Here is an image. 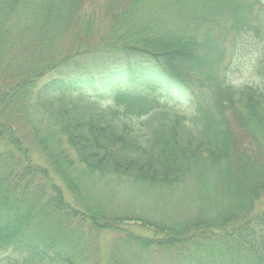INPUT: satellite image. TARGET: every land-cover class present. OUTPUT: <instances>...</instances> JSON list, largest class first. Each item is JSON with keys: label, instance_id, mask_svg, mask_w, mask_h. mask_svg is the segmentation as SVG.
Masks as SVG:
<instances>
[{"label": "trees", "instance_id": "trees-1", "mask_svg": "<svg viewBox=\"0 0 264 264\" xmlns=\"http://www.w3.org/2000/svg\"><path fill=\"white\" fill-rule=\"evenodd\" d=\"M263 198L264 0H0V264H264Z\"/></svg>", "mask_w": 264, "mask_h": 264}, {"label": "rangeland", "instance_id": "rangeland-1", "mask_svg": "<svg viewBox=\"0 0 264 264\" xmlns=\"http://www.w3.org/2000/svg\"><path fill=\"white\" fill-rule=\"evenodd\" d=\"M251 42L252 41L246 43L244 46L238 49L234 55H229L227 58L231 80L233 83L238 85L247 83L253 84L258 79V76H256V73L254 72L258 51L257 46ZM180 110H183V108ZM263 209L264 198L256 205L255 211L259 212ZM135 227H137L139 232L151 234L149 231L140 228L139 225H136ZM112 236V233L106 235L105 239L103 240V244L105 245L107 243L109 245V240L112 238Z\"/></svg>", "mask_w": 264, "mask_h": 264}]
</instances>
